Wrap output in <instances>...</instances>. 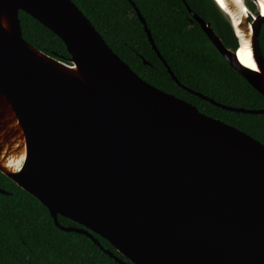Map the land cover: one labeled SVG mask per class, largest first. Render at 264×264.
<instances>
[{"label": "water", "instance_id": "1", "mask_svg": "<svg viewBox=\"0 0 264 264\" xmlns=\"http://www.w3.org/2000/svg\"><path fill=\"white\" fill-rule=\"evenodd\" d=\"M182 1L264 97L252 81L260 73L233 60L238 28L249 36L253 59L264 61L256 0L257 13L249 15L224 12L213 0L232 26L235 50ZM19 11L63 42L67 62L22 37ZM182 87L228 111L264 114ZM21 154L15 169L5 166ZM0 172L42 203L59 229L87 236L118 264H264V145L139 77L71 0H0ZM58 215L80 226H63Z\"/></svg>", "mask_w": 264, "mask_h": 264}, {"label": "trees", "instance_id": "2", "mask_svg": "<svg viewBox=\"0 0 264 264\" xmlns=\"http://www.w3.org/2000/svg\"><path fill=\"white\" fill-rule=\"evenodd\" d=\"M71 1L112 51L143 80L190 102L200 112L235 126L264 145V114L228 111L182 87L225 105L264 108V97L219 54L182 0H131L144 18L161 58L180 85L151 47L129 0ZM185 2L210 23L225 47L237 48L228 17L213 0ZM244 2L252 14L257 13L251 0ZM18 17L22 37L28 43L67 62L65 45L52 31L23 11H19ZM259 47L264 57V21ZM143 59L148 63H143ZM0 190L4 191L0 192V264H118L87 236L59 229L42 203L1 172ZM57 220L63 226H80L60 215ZM93 235L103 248L127 261L106 239Z\"/></svg>", "mask_w": 264, "mask_h": 264}, {"label": "snow or ice", "instance_id": "3", "mask_svg": "<svg viewBox=\"0 0 264 264\" xmlns=\"http://www.w3.org/2000/svg\"><path fill=\"white\" fill-rule=\"evenodd\" d=\"M216 2L218 4H220L221 7H223V3L222 0H216ZM257 2L260 4L261 6V10L259 12V16L261 18H264V0H257ZM230 4H239L240 0H229ZM253 21H257V17L253 16L252 17ZM237 23H239V21H237ZM253 28L252 24L247 23V21L244 22V30L246 32H248L250 34V30ZM239 34V33H238ZM245 47H247V41L245 42ZM242 51L243 49H238L236 56L233 57V60L239 59L240 63L243 64L245 67L252 69L255 72H259V75L256 76H252V81H255V83H253L255 85L256 88L260 89L261 91H264V61H260L259 63H257L255 60L252 59H245L242 56ZM258 55V53H257ZM249 56H251V52L249 51ZM248 75L251 76V73H248ZM25 159L24 155L21 154L19 156V159L16 161L17 165L20 163V161H23ZM11 163V162H9ZM7 166V165H5Z\"/></svg>", "mask_w": 264, "mask_h": 264}, {"label": "bare ground", "instance_id": "4", "mask_svg": "<svg viewBox=\"0 0 264 264\" xmlns=\"http://www.w3.org/2000/svg\"><path fill=\"white\" fill-rule=\"evenodd\" d=\"M215 2H216V0H214ZM217 3V2H216ZM222 3H223V7H221L220 6V4H218L217 3V5L220 7V9H223V11L225 12V11H229V9H240V10H242V11H244V13H245V15H249V14H252L250 11H249V9L246 7V5H244V2H243V0H240V3L239 4H230L229 3V0H222ZM256 3H257V5L259 6V8H260V10H261V6H260V4L257 2V0H256ZM257 6V7H258ZM231 15H232V13H231ZM232 18H233V20H234V23L235 24H237V18H235L234 17V15H232ZM236 31H237V34H238V36L240 37V42H241V44H240V47H239V49H243V51H242V56L247 60V59H252V60H254L253 59V54H252V52H251V49H250V45H249V36L247 37V38H244L243 36V34H241L240 33V30L237 28L236 29ZM247 41V47H245V42ZM249 51L251 52V56H249ZM239 60V59H238ZM239 62H240V60H239ZM243 65V64H242ZM16 161L17 160H15L14 158L13 159H10V161L9 162H11V163H9V162H5V164L7 165V166H9V167H11V168H13V169H15L16 168V166H17V163H16Z\"/></svg>", "mask_w": 264, "mask_h": 264}, {"label": "rangeland", "instance_id": "5", "mask_svg": "<svg viewBox=\"0 0 264 264\" xmlns=\"http://www.w3.org/2000/svg\"><path fill=\"white\" fill-rule=\"evenodd\" d=\"M254 5V3H252ZM255 6V5H254ZM256 7V6H255Z\"/></svg>", "mask_w": 264, "mask_h": 264}]
</instances>
